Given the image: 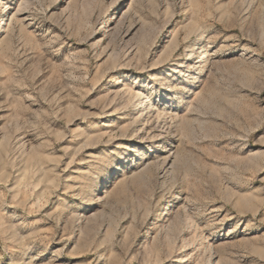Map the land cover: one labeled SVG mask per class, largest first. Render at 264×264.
<instances>
[{"label": "rangeland", "instance_id": "obj_1", "mask_svg": "<svg viewBox=\"0 0 264 264\" xmlns=\"http://www.w3.org/2000/svg\"><path fill=\"white\" fill-rule=\"evenodd\" d=\"M0 264H264V0H0Z\"/></svg>", "mask_w": 264, "mask_h": 264}, {"label": "bare ground", "instance_id": "obj_2", "mask_svg": "<svg viewBox=\"0 0 264 264\" xmlns=\"http://www.w3.org/2000/svg\"><path fill=\"white\" fill-rule=\"evenodd\" d=\"M14 18H15V17H14ZM131 98H132V97H131ZM168 108H169V107H168ZM168 108H167V109H168ZM150 109H151V108H149V110H150ZM143 113H144V112H143ZM162 117H163V116H162ZM14 154H15V153H14Z\"/></svg>", "mask_w": 264, "mask_h": 264}]
</instances>
